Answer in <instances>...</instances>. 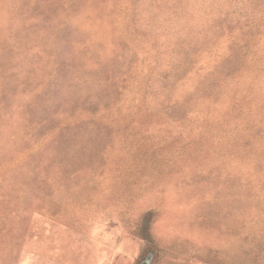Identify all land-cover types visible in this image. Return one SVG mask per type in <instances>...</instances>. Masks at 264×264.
<instances>
[{"label": "rangeland", "instance_id": "374dc122", "mask_svg": "<svg viewBox=\"0 0 264 264\" xmlns=\"http://www.w3.org/2000/svg\"><path fill=\"white\" fill-rule=\"evenodd\" d=\"M264 264V0H0V264Z\"/></svg>", "mask_w": 264, "mask_h": 264}, {"label": "water", "instance_id": "95a60500", "mask_svg": "<svg viewBox=\"0 0 264 264\" xmlns=\"http://www.w3.org/2000/svg\"><path fill=\"white\" fill-rule=\"evenodd\" d=\"M150 262L148 261L147 264H149Z\"/></svg>", "mask_w": 264, "mask_h": 264}]
</instances>
